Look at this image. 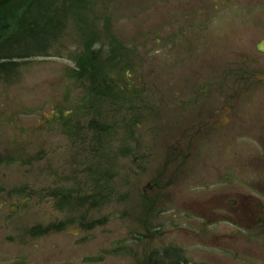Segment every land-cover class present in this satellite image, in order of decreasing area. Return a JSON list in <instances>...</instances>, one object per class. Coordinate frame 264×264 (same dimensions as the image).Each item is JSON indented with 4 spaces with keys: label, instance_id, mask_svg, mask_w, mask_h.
I'll use <instances>...</instances> for the list:
<instances>
[{
    "label": "rangeland",
    "instance_id": "374dc122",
    "mask_svg": "<svg viewBox=\"0 0 264 264\" xmlns=\"http://www.w3.org/2000/svg\"><path fill=\"white\" fill-rule=\"evenodd\" d=\"M28 1L20 26L42 27L0 33V264H264V80L214 65L200 98L210 35L244 71L211 18L264 38V0L0 4ZM224 100L238 113L207 128ZM206 129L230 145L194 160Z\"/></svg>",
    "mask_w": 264,
    "mask_h": 264
},
{
    "label": "flooded vegetation",
    "instance_id": "af4514ba",
    "mask_svg": "<svg viewBox=\"0 0 264 264\" xmlns=\"http://www.w3.org/2000/svg\"><path fill=\"white\" fill-rule=\"evenodd\" d=\"M224 4H232L233 2H236V0H223L222 1ZM218 7V5L216 6V8ZM214 18H211L210 20V23H209V27H208V33H212L214 31V27H218L219 28V31H223L224 33H226L225 37H222V38H218L219 41H222V42H225V44L229 47V46H236L237 43L240 42V46L242 49V55L244 56V60L239 62V61H236L238 63H241V66L242 68H244V71L243 70H240L241 72H238V68L232 64H227L226 62L227 61H224L223 60V57L225 56L224 54H221L218 55L219 57L222 58V63H220V65H218V60L214 61V59H216V57L214 56L213 54V49L215 46H218L217 43L218 41H215L214 39H216V37H212V35L209 36V43H207V45L209 46V54H208V61H209V66L207 65L206 67L208 68V70L210 71V78L208 80H206V84H210L207 86V89H209L208 92H206L205 94L201 93L202 96H200V98H206V96H211V90H212V82H213V77H214V65L215 66H221L219 68H216V70L220 71L222 73V75L220 76V78L223 80V82L225 83H230V82H234V83H242L244 81H259V80H264V71L261 72L262 70H264V65H262L261 63V58H260V54L261 52H264V38H260V35H256V37L254 39L251 38L250 34L249 36H247V38H245L244 36L241 35L239 29H238V26H239V23L236 22V21H233L231 23H229V21L227 19H224L222 21H219L218 23V26H215V23H212ZM232 26V33H229L230 29H229V26ZM259 31V30H258ZM249 33H250V30H249ZM242 37H244L242 39ZM258 38V39H256ZM242 39V40H240ZM242 43V44H241ZM238 46V44H237ZM229 57V56H228ZM228 60V59H227ZM227 71H231L230 72H227ZM204 86V85H203ZM211 88V89H210ZM203 89H199L198 92H202ZM242 92H235L233 95L234 97L229 98V100H236L238 95H241ZM213 96V95H212ZM200 98L195 100V103L199 102L200 101ZM196 103V104H197ZM236 108V107H234ZM231 112H233V107L231 106L230 102L227 101V100H224L223 102V111L222 113H220V116L218 117V119H215L216 122H214L213 120L210 121V124L211 126H207L208 127H218L219 124H221V120L223 121V116L224 117H227ZM234 114L238 113V111H234L233 112ZM230 118V119H229ZM229 118H225V123H229L230 121H232L233 119L231 117ZM228 119V120H227ZM218 120V121H217ZM238 124H240L239 120H240V117L237 116L236 119H235ZM221 122V123H220ZM198 121L194 122L192 125L190 126H193V129L191 130H196L200 133L201 132V129H197L198 128ZM224 123V122H223ZM200 127L199 128H202V123L199 125ZM198 132H196V137H198ZM203 132V131H202ZM206 135L203 134L202 136V139L203 138H206L208 140V142L205 141V143H203L201 146L202 148L204 147V150H200L198 152V154L200 156H194V160H197L198 157L201 158L203 161H207L210 158V156L208 155L207 153V150L206 148H208V146L210 147V145H215L216 148H223L225 147L226 145H230L229 143L228 144H222L220 141H216V142H213L211 140V138L213 137V132H212V129H206ZM182 133H180L181 135ZM191 135V140L194 139V134L191 133L189 134ZM229 135V134H228ZM227 136V135H226ZM187 137V136H185ZM222 137H224L222 135ZM190 140V141H191ZM189 141V142H190ZM178 142H180L178 140ZM192 142L191 141L188 145H185L184 148H187L188 149V153L186 154V156L183 158L184 159V162H188V160L190 159L191 156H193L194 154L193 153H196L198 151L197 146H192ZM181 144V142H180ZM235 143L233 142L232 145H234ZM182 146V145H181ZM181 150L183 148L180 147ZM192 149V150H191ZM185 150V149H184ZM182 152V151H181ZM206 172L205 170H201L200 173H204ZM207 173V172H206ZM247 198H250V196L248 195ZM252 199V202L251 203H247L246 204V209H252L253 208V205H257L258 204V207H260L262 209L263 205H261L260 203L257 202V199L256 201L253 199V198H250ZM232 203L236 202L234 200H231ZM230 201V202H231ZM222 205L219 204L217 207H221ZM254 209H258L257 207L254 208ZM244 210V209H243ZM260 219V217H258Z\"/></svg>",
    "mask_w": 264,
    "mask_h": 264
},
{
    "label": "trees",
    "instance_id": "16d2710c",
    "mask_svg": "<svg viewBox=\"0 0 264 264\" xmlns=\"http://www.w3.org/2000/svg\"><path fill=\"white\" fill-rule=\"evenodd\" d=\"M28 3H30V5H28ZM21 4H24V6H21ZM33 7H35V4L30 1L25 2V3H20L19 5L18 4L14 5L13 3H1L0 4V33L5 34V36L6 35L9 36L11 32L16 31L17 34L19 35L21 34V36L23 37L24 33H27L33 29H39L40 27H42L41 21L39 22L35 21V24L31 22L30 24H26L25 26H20L22 22L21 20L22 16L27 12L29 14L32 13L30 10H34ZM9 13H16L20 15L12 17V16H8ZM39 34L40 33L38 32L36 35L39 36ZM1 67L7 68L8 64H5V62L0 63V68ZM83 68H85L87 71L90 69L87 66H84L81 64L79 71L82 70Z\"/></svg>",
    "mask_w": 264,
    "mask_h": 264
}]
</instances>
